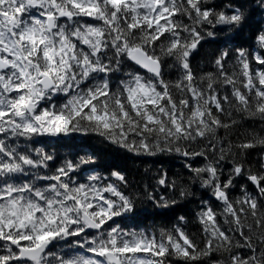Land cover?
Here are the masks:
<instances>
[{"label":"snow or ice","instance_id":"1","mask_svg":"<svg viewBox=\"0 0 264 264\" xmlns=\"http://www.w3.org/2000/svg\"><path fill=\"white\" fill-rule=\"evenodd\" d=\"M0 264H264V0H0Z\"/></svg>","mask_w":264,"mask_h":264}]
</instances>
